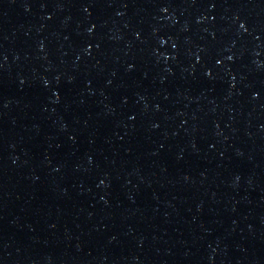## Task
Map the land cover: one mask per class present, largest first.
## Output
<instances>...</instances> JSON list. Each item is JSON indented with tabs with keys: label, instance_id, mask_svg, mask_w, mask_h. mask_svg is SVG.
<instances>
[{
	"label": "water",
	"instance_id": "1",
	"mask_svg": "<svg viewBox=\"0 0 264 264\" xmlns=\"http://www.w3.org/2000/svg\"><path fill=\"white\" fill-rule=\"evenodd\" d=\"M0 264H264V0H0Z\"/></svg>",
	"mask_w": 264,
	"mask_h": 264
}]
</instances>
